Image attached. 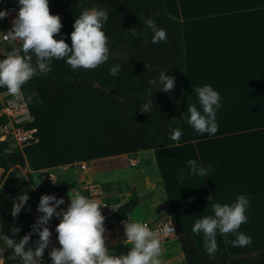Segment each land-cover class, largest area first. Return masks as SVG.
Segmentation results:
<instances>
[{
  "label": "trees",
  "instance_id": "obj_1",
  "mask_svg": "<svg viewBox=\"0 0 264 264\" xmlns=\"http://www.w3.org/2000/svg\"><path fill=\"white\" fill-rule=\"evenodd\" d=\"M94 6L108 11L104 30L109 38V59L95 69L77 70L63 59H54L50 72L34 76L21 90L32 118L25 125L37 128L38 140L23 151L13 152H7V144L0 142V169L8 173V180L0 189V222L9 236L13 235L11 227H19L16 239L31 232L33 223L42 214L28 202L15 217L11 214L19 194L27 192L29 197L35 194L31 171L177 143L170 139V130L180 128L182 114L186 72L182 22L168 12L164 0H49L50 13H58L62 22L60 33L54 36L63 35L71 44L75 16ZM149 16L167 31L166 41L151 42L152 32L144 24ZM117 63L122 68L114 77L109 68ZM162 69H168L166 74L175 78L170 92L155 90L149 83L158 78ZM5 90L6 87H0V91ZM33 90L39 96L29 100ZM145 104L148 112L141 111ZM6 122L8 117L0 116V125ZM25 168L29 170L24 171ZM66 187L71 189L72 184ZM56 191L58 188L52 190ZM142 199L136 195L120 204L104 219L105 233L130 217ZM56 221L53 216L48 227ZM177 234L185 260L170 264H264V249L215 258L202 251L191 232L179 230ZM34 239H38V234L31 236L26 247ZM50 250H45L41 264H51ZM9 255L10 249H6L3 264H20L18 258L13 261Z\"/></svg>",
  "mask_w": 264,
  "mask_h": 264
},
{
  "label": "crops",
  "instance_id": "obj_2",
  "mask_svg": "<svg viewBox=\"0 0 264 264\" xmlns=\"http://www.w3.org/2000/svg\"><path fill=\"white\" fill-rule=\"evenodd\" d=\"M164 3L168 12L182 22L186 51L180 121L183 135L179 143L85 162L86 170L89 169L87 163H90L89 174H84L86 170L79 167L80 162L61 166L62 169L75 166L76 177L69 181L59 182L53 173L58 167L31 171L38 187H34L35 192L41 196L49 193L51 187L73 183L83 187L91 183L96 193L93 197L101 204L111 203L114 195H111L104 182H115L123 175L115 171V163L141 164L139 172L149 182V192H152L149 200L153 205L156 204L152 208L161 205L165 208L161 214L154 216H166V220L159 222L172 219L177 231L191 232L202 251L211 257L264 249V0H164ZM205 84L215 88L221 97L220 107L216 110L219 127L211 136L194 131L188 123V105L196 104L202 111L196 88ZM2 92L9 93L7 90ZM20 95L24 100L22 92ZM28 116L31 119L29 111ZM0 142H5L10 150L12 145L8 141ZM8 149L7 152L19 150ZM189 158L213 165L209 177L185 174L179 179L181 168L187 173L186 161ZM49 175L54 176L55 186L46 184ZM138 193L137 187L131 191L127 186L125 195L131 199ZM240 193L249 196L251 203L246 213L248 220L241 224L239 231L250 235L252 243L245 247H233L228 242V236L231 240L235 238L234 234L218 235L217 251L209 254L203 234L191 231L194 220L213 214V203H231ZM141 195L145 196L146 193ZM37 197L35 193L27 200L36 210L39 201ZM112 202L117 203L115 200ZM122 203L118 202L119 205ZM134 210L131 215L135 214ZM143 220L154 222L153 219ZM171 237L174 248L169 247V242L161 243L163 264L182 263L185 255L179 236L176 233ZM55 239L56 244L51 248L60 247L57 236ZM36 240H33L30 247L35 246ZM110 249L117 254L125 252L117 243ZM3 259L4 254H0V264H3Z\"/></svg>",
  "mask_w": 264,
  "mask_h": 264
},
{
  "label": "clouds",
  "instance_id": "obj_3",
  "mask_svg": "<svg viewBox=\"0 0 264 264\" xmlns=\"http://www.w3.org/2000/svg\"><path fill=\"white\" fill-rule=\"evenodd\" d=\"M18 5V14L10 31L13 38L20 42L19 47L11 49L7 54H0V87H6L10 94L20 93L22 86L34 76L50 72L54 59L65 60L73 70L95 69L109 59V38L104 30L108 19L106 8H85L75 16L69 44L63 35L59 38L54 36L60 33L62 22L58 13H50L49 0H18ZM6 15L5 10H0V18ZM144 24L152 32V43L167 40V31L158 27L152 16L145 18ZM121 68V64L117 63L109 68V73L115 77ZM167 70L162 69L157 79L149 81L155 86V90L170 92L174 87L175 78L167 75ZM196 93L202 111L196 104L188 105V123L198 133L214 135L219 127L216 110L220 107V93L210 84L197 87ZM38 96L33 90L28 99L32 100ZM150 96L151 92L148 99ZM141 111L148 112V105L145 104ZM182 135L183 131L179 127L170 130V139L177 144ZM186 166L187 173L181 168L179 179L185 174L209 177L213 169V165L203 164L192 158L186 161ZM68 195L70 203L66 208H60L64 203L62 196L41 194L37 210L42 214L33 223L31 232L22 238H15V234L20 231L19 227H11L13 235L9 236L5 234L4 224L0 222V254L10 249V260L15 261L18 258L20 264H41L44 250L52 235L48 223L56 216L59 223L55 225V231L60 247L51 248V264H163L160 235L150 228L147 221L134 217H127L123 221V243L130 247L127 253L117 254L105 243V217L101 211L103 204L80 191L69 192ZM28 198L27 192L18 195L11 207L14 217L21 211ZM209 199L212 200V196ZM250 203V197L240 193L231 203H213V214L194 220L191 231L203 234L204 245L209 254L217 251L218 235L234 234L235 238L228 241L233 247H245L252 243L250 235L239 231L241 224L248 220L246 213ZM33 233H38V239L34 241L35 246L26 247Z\"/></svg>",
  "mask_w": 264,
  "mask_h": 264
},
{
  "label": "rangeland",
  "instance_id": "obj_4",
  "mask_svg": "<svg viewBox=\"0 0 264 264\" xmlns=\"http://www.w3.org/2000/svg\"><path fill=\"white\" fill-rule=\"evenodd\" d=\"M4 6H5V0H0V10H4ZM1 20L2 18H0V27H1ZM18 47V43L17 42H13V41H8V42H3L0 41V54H7L11 49ZM0 104H3V106H10L13 110L14 113L16 115V117L21 120L24 124L27 123L29 121H31V119H29L28 116V110L24 108V100L21 97L20 93L18 94H10V93H4L2 91H0ZM12 148V147H10ZM8 149V146L7 148ZM123 161V160H122ZM120 161V163L122 162ZM119 161H117L115 163L116 167H114L115 171L119 172V173H123V175H120V179H118L115 182H104V185L111 191V195H114L112 197V201L115 200L117 203L112 202L111 203H102L103 205H101V211L102 214L104 215V217L109 216V213L114 210V208L116 206H118V202H124L127 201L129 199V197H127L125 195V192H127V186L129 187V189L132 191L133 188L137 187L138 190V194H145V196H140L143 197L142 201L145 199V203L141 204V205L137 206V209H135V214L130 215L129 218H137V219H153V221L155 223H158L159 221L162 220H166V216L163 217H155L158 220H154V216H158L159 214H161V212L163 210H165V208L161 205L160 207H156L155 209L152 208L156 206V204L153 205V202H151L149 200L150 195L152 194V192H149L150 188V184L149 182L147 183L145 180V177H143V175L140 174V167L141 164L139 165H131L130 163L126 164V162H124V164L122 165H117ZM89 169L86 170V168H81V165H79V167L82 170H86L84 174H89L90 173V163H87ZM24 171H27V168L24 169ZM81 172V171H79ZM53 173L57 176V178L60 180L59 182H61V180H66L69 181L70 179H74L76 177V168L74 167H68L66 169H62V167H58L57 169H55L53 171ZM116 173V172H115ZM44 173H41L42 177L44 176ZM51 175H49L46 179L48 182H46L47 185L50 186H55V183H53L52 181H49V177ZM8 180V173H4L2 169H0V189L3 183H5ZM149 184V185H148ZM34 187L36 189H38L37 184L34 182ZM55 187H51V191L49 192V194H55L57 197H63L64 198V203L62 205H60V208H66L68 203H70V197L68 195V193H75L76 191H80L85 195H90V196H95L96 193H94V188L91 185V183L87 186H77L76 184H72V188L71 189H67L66 185L60 186L58 187V191L56 192H52V190ZM149 192V193H147ZM36 195H38V200L40 199V194H38L37 192H35ZM138 195V196H139ZM37 201V205H38ZM157 203V202H156ZM36 210V208H35ZM37 212H39L38 210H36ZM56 217V216H55ZM56 223L50 226V229L52 231V235L50 237V243L46 248H51V246L53 244H56V239L55 237L57 236V233L55 231V225L57 223H59V218L56 217ZM151 221V220H148ZM153 222V223H154ZM114 232L111 233H105L104 235L106 236V246L108 248H111L112 245L114 243H117V245H119L121 248H123V250H125L124 253H127L128 249H129V245H125L122 240H123V236H124V224L123 221L119 222L118 224H116L114 230ZM55 236V237H54ZM228 240L229 236H228ZM165 242H169L170 248H174V244L172 243V237H167V238H161V243ZM177 245L180 246V243L178 242ZM126 247L127 250H126ZM122 252V251H121Z\"/></svg>",
  "mask_w": 264,
  "mask_h": 264
},
{
  "label": "built area",
  "instance_id": "obj_5",
  "mask_svg": "<svg viewBox=\"0 0 264 264\" xmlns=\"http://www.w3.org/2000/svg\"><path fill=\"white\" fill-rule=\"evenodd\" d=\"M18 9V0H5L4 10L7 12V15L2 18V27L0 29V41H13L19 43L18 40L13 38V35L10 31L12 29L13 20L18 14ZM24 108L27 109L26 104H24ZM2 115L8 117V122L0 125V141H8L10 145H12V148H10V150L8 149V151H13L14 148L23 150L25 146L38 140L36 137L37 128H27L25 125L26 123L24 124L21 120L16 117L14 110L10 106H3V104H0V116ZM80 165L81 168H86L85 162H80ZM48 179L49 181L55 183L53 175H51ZM118 207L119 205L116 206L114 210L109 213V216ZM149 226L153 230L157 231L160 237H169L177 233L176 225L172 219H169L165 222L149 223ZM37 234L38 233H33L32 235L36 236Z\"/></svg>",
  "mask_w": 264,
  "mask_h": 264
},
{
  "label": "bare ground",
  "instance_id": "obj_6",
  "mask_svg": "<svg viewBox=\"0 0 264 264\" xmlns=\"http://www.w3.org/2000/svg\"><path fill=\"white\" fill-rule=\"evenodd\" d=\"M219 241V238H218V236H217V242Z\"/></svg>",
  "mask_w": 264,
  "mask_h": 264
},
{
  "label": "water",
  "instance_id": "obj_7",
  "mask_svg": "<svg viewBox=\"0 0 264 264\" xmlns=\"http://www.w3.org/2000/svg\"><path fill=\"white\" fill-rule=\"evenodd\" d=\"M13 200L15 199V198H12Z\"/></svg>",
  "mask_w": 264,
  "mask_h": 264
}]
</instances>
